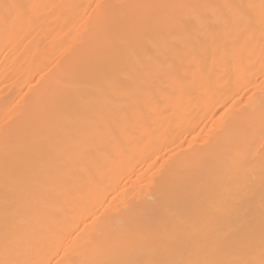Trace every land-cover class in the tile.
Wrapping results in <instances>:
<instances>
[{
  "label": "bare ground",
  "instance_id": "6f19581e",
  "mask_svg": "<svg viewBox=\"0 0 264 264\" xmlns=\"http://www.w3.org/2000/svg\"><path fill=\"white\" fill-rule=\"evenodd\" d=\"M0 264H264V0H0Z\"/></svg>",
  "mask_w": 264,
  "mask_h": 264
}]
</instances>
